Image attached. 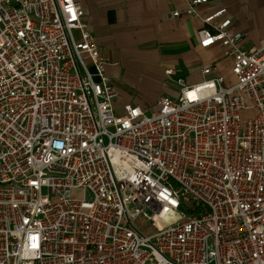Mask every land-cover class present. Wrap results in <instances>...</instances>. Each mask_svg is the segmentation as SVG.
I'll use <instances>...</instances> for the list:
<instances>
[{
    "label": "built area",
    "instance_id": "built-area-1",
    "mask_svg": "<svg viewBox=\"0 0 264 264\" xmlns=\"http://www.w3.org/2000/svg\"><path fill=\"white\" fill-rule=\"evenodd\" d=\"M207 1L232 80L118 114L76 0H0V264H264V41Z\"/></svg>",
    "mask_w": 264,
    "mask_h": 264
},
{
    "label": "crops",
    "instance_id": "crops-1",
    "mask_svg": "<svg viewBox=\"0 0 264 264\" xmlns=\"http://www.w3.org/2000/svg\"><path fill=\"white\" fill-rule=\"evenodd\" d=\"M76 1L83 12L82 22L107 62L106 73L117 94L127 77L132 86L142 83L146 94L158 86L160 96H177L179 88L172 78L167 79L166 69L176 70L174 78L189 85L202 81L201 70L209 66L217 67L212 76L219 74L226 79L223 72L230 70V61L223 58L220 48L198 47L200 20L184 14L170 17L173 12L185 10L184 0ZM223 8L231 20L230 29L244 34V38L253 24L262 26L264 0H208L197 11L205 17ZM136 101L138 107L150 109L142 100ZM125 105L118 108L119 113Z\"/></svg>",
    "mask_w": 264,
    "mask_h": 264
},
{
    "label": "rangeland",
    "instance_id": "rangeland-1",
    "mask_svg": "<svg viewBox=\"0 0 264 264\" xmlns=\"http://www.w3.org/2000/svg\"><path fill=\"white\" fill-rule=\"evenodd\" d=\"M255 21V18H253ZM260 22H262V26L258 27L257 25L253 24V28H249L248 35L241 41V45H244L246 49L252 50L255 49L260 40L264 38V13H263V18H261ZM223 75L226 77V79L232 80V74L230 70H225L223 72ZM169 79V78H167ZM129 80L127 77L125 80L121 83L120 85V92H118L119 98L116 100V113L120 114L119 112V107L127 104L137 106L136 100H142L144 102V105L150 109L154 108L156 105V101L158 97L160 96L159 94V87H152L150 92L146 94V92H143V84H138L135 83V86H132L131 84L128 83ZM178 95V94H177ZM170 98L175 99L177 96L176 94H171L168 95ZM150 103V104H147ZM118 105V106H117ZM118 109V110H117ZM143 221H139L137 224L141 225ZM146 230V229H145Z\"/></svg>",
    "mask_w": 264,
    "mask_h": 264
},
{
    "label": "trees",
    "instance_id": "trees-1",
    "mask_svg": "<svg viewBox=\"0 0 264 264\" xmlns=\"http://www.w3.org/2000/svg\"><path fill=\"white\" fill-rule=\"evenodd\" d=\"M202 27V26H201Z\"/></svg>",
    "mask_w": 264,
    "mask_h": 264
}]
</instances>
